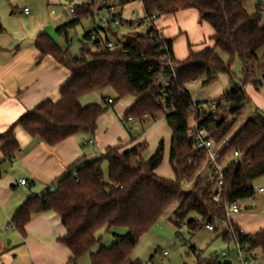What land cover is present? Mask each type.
I'll use <instances>...</instances> for the list:
<instances>
[{"label": "trees", "instance_id": "16d2710c", "mask_svg": "<svg viewBox=\"0 0 264 264\" xmlns=\"http://www.w3.org/2000/svg\"><path fill=\"white\" fill-rule=\"evenodd\" d=\"M118 1L119 7L140 2L144 18L138 27L146 25L148 31L145 34L134 32L124 43L112 41L111 38H117L112 23L95 28L99 11L114 8L108 5V0L76 6L73 19L57 32L67 36L68 30L75 29L83 20L92 22L91 29L82 35L79 57H72L47 34H40L35 41L40 59L52 57L70 75L60 88L58 100L40 104L25 113L6 133L0 134V141L8 140L1 148L6 160L14 158L21 150L14 135L18 126L29 137L49 147L78 134L93 138L98 119L127 97H134L136 102L126 112L124 121L132 118L136 123L149 126L163 118L170 128L169 162L173 179L156 174L164 160L163 142L148 161L143 158L146 144L125 151L109 147L100 157L84 162L75 172L65 175L54 192L27 199L14 215L12 228L25 238V228L34 214L54 212L66 230L58 242L70 250V264H79L86 256L90 264H126L139 239L182 195L184 183L197 178L174 211L175 221L182 224L195 214L199 219H190L186 224L195 231L203 225L225 222L228 207L255 198L258 195L255 182L264 177V117L260 110L255 109L256 115L243 124L225 148V153L237 151L240 157L224 167V186L219 192L212 180L199 177L206 154L195 148L191 138V132L197 127L206 129L214 143L221 142L231 128L226 114L240 117L251 104L246 87L253 85L258 89L264 82V79L259 83L252 81L255 69L264 59V51L259 55L264 48V0H258L253 13L247 9L249 0ZM188 10L198 12L200 24L209 25L214 34L210 44L205 42L199 48L189 44L187 59L179 62L174 55L173 40L162 37L154 23L164 16ZM95 33L99 38L91 41ZM109 42L114 44L113 49L106 47ZM237 62L241 69L236 84L233 67ZM220 75L228 76L231 87L218 99L203 105L194 104L187 86L202 81L203 88H208ZM162 81H167L169 86L165 88ZM107 89L116 96L112 104L104 97L107 106L80 104L81 98ZM215 195L219 196V202L214 201ZM104 229L108 233L123 229L126 233L113 234L114 243L105 247L100 245L97 236ZM223 236L233 241L235 247L240 246L247 259L264 261V228L245 234L235 224H230ZM98 244V250L93 252ZM192 251L195 253L194 249ZM131 264L142 263L134 260ZM195 264L223 262L216 257L198 256Z\"/></svg>", "mask_w": 264, "mask_h": 264}, {"label": "crops", "instance_id": "0c3cea01", "mask_svg": "<svg viewBox=\"0 0 264 264\" xmlns=\"http://www.w3.org/2000/svg\"><path fill=\"white\" fill-rule=\"evenodd\" d=\"M12 1L14 7L10 13L0 10V24L3 28L0 32V134L6 133L25 113L33 111L40 104L58 100L60 88L70 75L52 57L40 59L35 41L44 33L58 44L53 29L57 31L60 26L73 19L70 10V15L67 14L65 6H81L94 0H41V7H37L44 12V19L39 18L27 6L19 7L22 1L25 3L28 0ZM138 3L140 7L137 9L129 4L110 10L123 19H130L133 16L130 14L137 10L144 17L142 4ZM25 9H28L27 14L24 13ZM126 9L128 10L125 12ZM88 21L92 25L89 19ZM175 22L181 26H175ZM154 25L162 37L173 40L174 55L179 62L187 59L189 44L199 48L203 43L209 42L214 34L209 25L200 24L199 14L195 10L164 16ZM249 86L245 90L251 99L250 107L254 110L262 109L263 97L255 87L252 94ZM230 87L228 76L220 75L218 81L208 87L212 91V97H215L211 101L220 98ZM131 98L133 99L126 102L125 107L109 110L98 119L93 138L78 134L55 147H49L29 137L18 126L14 135L21 150L8 160L3 158L1 152L8 140L0 141V264H70V250L58 242L66 234V230L54 212L34 214L25 228V238L12 228L11 221L27 199L46 195L65 175L75 172L79 165L100 157L109 147L125 151L141 144L147 145L143 158L148 161L157 152L161 142L164 143V157L169 148L170 159L172 132L163 118L149 126L147 123L122 124L126 112L136 102L134 97ZM90 140L93 141L92 145L82 146ZM161 166L156 174L173 179L170 162L171 175L159 174ZM21 180H25L28 185L21 186ZM254 222L259 224L264 221ZM233 223L245 234H254L264 228L262 226L259 230L246 232L242 228L246 220L236 219ZM83 260L79 264H83Z\"/></svg>", "mask_w": 264, "mask_h": 264}, {"label": "rangeland", "instance_id": "374dc122", "mask_svg": "<svg viewBox=\"0 0 264 264\" xmlns=\"http://www.w3.org/2000/svg\"><path fill=\"white\" fill-rule=\"evenodd\" d=\"M258 0H249L247 9L250 13L255 11ZM108 5L110 7L118 8L119 1L118 0H108ZM41 0H28V2L23 3V1L19 4V7L27 6L29 7L33 13L38 14L39 18L44 19V12L42 10H38V7H41ZM133 7L136 9L140 7L138 2L132 3ZM38 6V7H37ZM12 7H14V3L12 0H0V10L9 13L12 11ZM67 9V14H69L70 8L65 6ZM128 9L125 10V12ZM100 16L105 15V11H99ZM70 15V14H69ZM133 15L132 13L130 16ZM134 18H142L140 12H135ZM184 22H186L184 20ZM192 23V21H191ZM179 23L175 22V26ZM59 25H57L58 27ZM193 26V24H191ZM91 23L88 20H83L75 29L68 30V35L65 36L64 33H58L55 28L54 34L56 39L58 40L59 46L64 50L68 51L69 54L76 58L81 55V41L82 35L86 30L91 29ZM113 31L117 34V38H111L112 41L117 42H127V38L133 36L132 33L137 32L140 34H145L148 31V27L146 25L140 27H128L125 26H113ZM264 48L259 52V55L262 56ZM225 58V56L223 55ZM240 69L241 64L237 62L233 67V76L234 83L239 82L240 77ZM264 79V59L260 63V65L255 69V74L252 79L254 82H262ZM254 89L253 85L249 86V90L252 93ZM187 90L190 93L192 101L194 104L203 105L209 101H211L213 94L211 93V89L203 88L202 81L192 82L187 86ZM257 93L260 94L264 99V82L261 86L258 87ZM253 94V93H252ZM104 98H110L115 100L116 96L114 92L110 89H107L102 92H97L85 96L80 99V104L82 106H88L92 104H99L102 106H107ZM131 97L127 99H122L117 102L113 107H110V110L123 108L125 107V103L129 102ZM261 114L264 117V107L260 109ZM256 115V110L250 107V104L246 107L243 114L240 117H231L226 114L227 121L230 123L231 128L227 133L226 137L219 143H216L217 146H226V143L235 136V134L239 131V129L245 124V122ZM168 127V126H167ZM169 129V128H168ZM136 130V129H135ZM220 151V150H219ZM222 152L224 155L223 161L219 162L222 167H225L229 162L233 160L232 153ZM221 153V151H220ZM221 155V156H222ZM154 155H152L153 157ZM151 157V158H152ZM210 168V163L206 161L202 165L199 170V177H202L204 174L208 172ZM105 169H107V165H105ZM159 174L162 175H171V169L169 166V148L166 149L164 162L161 168L158 170ZM197 178L192 182H187L183 184V193L182 195L172 204V206L168 209V211L158 220V222L150 229V231L143 235L139 239V243L133 251L132 256L126 262V264H131L134 260L139 259L142 264H195L197 257L201 256L202 258H211L221 255L222 253H228L229 257L227 260H231L234 264H240L239 260L236 257L235 252V244L233 241H227L223 234L228 230V225L234 224L233 221L236 219H244L246 223L242 226L243 230L246 232H252L255 230H259L260 227L264 226V194H258L253 199L245 200L239 203L241 208L240 214L228 216L225 214V222H216L214 227L217 228L216 232H208L205 229V226L198 231L190 230L186 224L190 219H199V217L195 214H191L189 218L184 222L177 224L175 221L174 211L178 207L179 203L185 197V195L192 190L193 186L196 183ZM260 187H264V177L258 179L255 182V188L258 190ZM49 191V190H48ZM256 220H260L263 223L257 224ZM253 221V222H252ZM126 233L123 229H114L110 233L103 230L98 235L100 238V245H104L105 247H110L115 239L113 234L124 235ZM2 246V245H0ZM99 244L95 247L93 252L98 250ZM7 248V246H6ZM192 249L195 250L193 253ZM164 253H167V256H164ZM152 257V258H151ZM83 264H90L89 256L83 258ZM221 262H224L225 259L220 258ZM252 263H260L264 264V261H256L254 259L250 260Z\"/></svg>", "mask_w": 264, "mask_h": 264}, {"label": "built area", "instance_id": "2783aa9c", "mask_svg": "<svg viewBox=\"0 0 264 264\" xmlns=\"http://www.w3.org/2000/svg\"><path fill=\"white\" fill-rule=\"evenodd\" d=\"M105 15L104 16H99L95 25L96 29H99L101 27H104L106 25H108L109 23H112L113 26H120L121 24H125L128 27H138L141 20H143L144 17L142 18H134L131 17L130 19H123V18H116L115 14L113 12H111V10L109 11H105ZM24 13H28V9H25ZM70 14L72 15V17H74L75 14V7L70 6ZM134 16V14H133ZM155 19V18H153ZM99 31V30H98ZM98 37V33H95L94 35H92V39L91 41H95L97 40ZM106 47L108 49H113L114 44L112 42H109L106 44ZM95 49L97 50L98 47H95ZM163 86L166 88L169 86V83L166 81H164ZM108 104H112L113 100L112 99H107ZM135 124V120H133L132 118H128L127 121L122 120V124ZM191 138L194 142L195 148L199 151H201L202 153L206 154V159L207 162L210 163V168L208 169V172L206 174H204L202 176V178H208L210 180H212L215 185H216V189L219 191L222 190L223 186H224V177H223V171H224V167H222L219 163V159L222 155V152H224L225 148L228 146V143L225 142L226 146H217L216 143H214L209 137H208V133L206 129H198L197 127L194 128V130L191 132ZM93 141L90 140L88 143L84 142L82 146H87V145H92ZM221 153H220V151ZM232 158L237 160L240 157V154L237 151H233L231 153ZM20 185L21 186H27V182L25 180H21L20 181ZM258 194H264V187H260L257 190ZM214 201L215 202H219V196L215 195L214 196ZM241 212V208L238 204L235 205H231L228 207L227 209V215L228 216H233V215H237L240 214ZM205 229L208 232H215V227L212 226L211 224H207L205 225ZM195 231H198L195 230ZM235 252H236V257L239 260L240 264H260L258 262L256 263H252L249 259H247L245 257V254L243 253V250L241 249L240 246H236L235 247ZM167 253H164V256H167ZM228 253H222L221 255L216 256V258H223L225 260H227L228 258Z\"/></svg>", "mask_w": 264, "mask_h": 264}, {"label": "water", "instance_id": "95a60500", "mask_svg": "<svg viewBox=\"0 0 264 264\" xmlns=\"http://www.w3.org/2000/svg\"><path fill=\"white\" fill-rule=\"evenodd\" d=\"M56 190V187H52L51 189H49L48 193H52ZM223 264H232V262L230 260H225L223 262Z\"/></svg>", "mask_w": 264, "mask_h": 264}]
</instances>
